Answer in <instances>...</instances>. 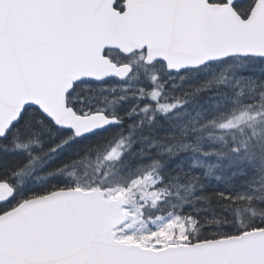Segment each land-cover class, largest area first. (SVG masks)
<instances>
[{
  "label": "snow or ice",
  "instance_id": "snow-or-ice-1",
  "mask_svg": "<svg viewBox=\"0 0 264 264\" xmlns=\"http://www.w3.org/2000/svg\"><path fill=\"white\" fill-rule=\"evenodd\" d=\"M227 61L264 0H0V264H264V80Z\"/></svg>",
  "mask_w": 264,
  "mask_h": 264
},
{
  "label": "trees",
  "instance_id": "trees-1",
  "mask_svg": "<svg viewBox=\"0 0 264 264\" xmlns=\"http://www.w3.org/2000/svg\"><path fill=\"white\" fill-rule=\"evenodd\" d=\"M240 63L241 62H238V61H227L223 65V68H217L215 70L216 75L219 76L222 73L227 78L226 83L231 85L232 83L235 82V80L237 78L247 77L246 74L248 72L249 73H256L257 69L263 67V65H264V61H248L246 67L240 66ZM209 75H211V73H209ZM231 77L233 78V80L231 79ZM185 83H187V82H185ZM178 91H179V89H178ZM186 118L187 117H185V119ZM166 130H167V128H161V129H158L157 131L162 133ZM134 147H136V146H134ZM69 155H70V150H66L65 152H63L57 156V158L53 161V164L55 165V164H60V163L64 162ZM131 163L133 165L139 164V163H141V159L139 157H133L131 160ZM242 167H244V169H245V174L237 177L235 179V182L238 185V190L244 191V190H246V188L241 186V182L251 179L255 173L253 171L252 165L245 164ZM231 171H232V169L229 170V174L231 173ZM33 187H35V186H33ZM138 224L139 223H137L136 226L134 225L135 229L138 226Z\"/></svg>",
  "mask_w": 264,
  "mask_h": 264
},
{
  "label": "rangeland",
  "instance_id": "rangeland-1",
  "mask_svg": "<svg viewBox=\"0 0 264 264\" xmlns=\"http://www.w3.org/2000/svg\"><path fill=\"white\" fill-rule=\"evenodd\" d=\"M246 75L248 78L250 77L253 79H257V80H264V65H263V67L258 68L256 73H249L248 72ZM136 224H135V226H136ZM136 229H137V231H141L143 229V225L139 223L138 226L136 227Z\"/></svg>",
  "mask_w": 264,
  "mask_h": 264
}]
</instances>
